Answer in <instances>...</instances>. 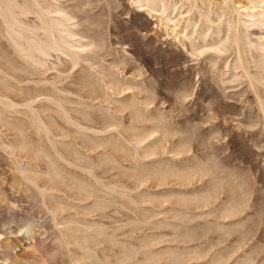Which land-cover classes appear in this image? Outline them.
Masks as SVG:
<instances>
[{"label":"rangeland","instance_id":"374dc122","mask_svg":"<svg viewBox=\"0 0 264 264\" xmlns=\"http://www.w3.org/2000/svg\"><path fill=\"white\" fill-rule=\"evenodd\" d=\"M0 264H264V0H0Z\"/></svg>","mask_w":264,"mask_h":264},{"label":"bare ground","instance_id":"6f19581e","mask_svg":"<svg viewBox=\"0 0 264 264\" xmlns=\"http://www.w3.org/2000/svg\"><path fill=\"white\" fill-rule=\"evenodd\" d=\"M192 68H193V67H192ZM192 68H191V69H192ZM195 69H196V68H195ZM197 69H198V68H197Z\"/></svg>","mask_w":264,"mask_h":264}]
</instances>
